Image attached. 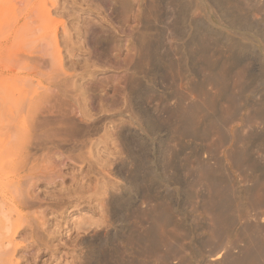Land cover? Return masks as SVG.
<instances>
[{"label":"rangeland","instance_id":"1","mask_svg":"<svg viewBox=\"0 0 264 264\" xmlns=\"http://www.w3.org/2000/svg\"><path fill=\"white\" fill-rule=\"evenodd\" d=\"M33 3L50 47L40 29L0 39V67L39 63L57 90L39 115L65 119L74 159L62 182L35 185L65 206L46 211L48 248L11 263L264 264V0Z\"/></svg>","mask_w":264,"mask_h":264},{"label":"bare ground","instance_id":"2","mask_svg":"<svg viewBox=\"0 0 264 264\" xmlns=\"http://www.w3.org/2000/svg\"><path fill=\"white\" fill-rule=\"evenodd\" d=\"M7 1H9L8 3L11 5H9L11 8L9 7L8 11L10 12V10H12L9 15L7 11L6 13L4 11L8 18L4 24L0 25V39H6L12 44L15 41L18 42L29 39V36L32 34L36 35L39 29V32H42L40 34L44 33L42 31L43 24L40 23L44 22V18L46 19L49 17V11H45L44 9L37 10L34 8V3L33 6H30L31 0H13L11 2L12 4L10 0H0V11L4 9L3 7H5ZM35 30H37L36 33H34ZM51 31V34H53L56 30L51 29ZM47 32L43 35L37 33L39 36L35 39L36 43L38 40L42 42L39 43L38 41L40 47H38L39 44L34 47L41 48L42 44H46L47 47H50L48 41H50L49 39L52 35L48 36ZM32 39H34V37ZM47 39L48 41L45 43ZM53 39L55 40L57 38ZM33 41L34 40H32V42ZM35 41L33 43L26 42L32 46ZM20 46L22 45L20 44ZM22 47L20 48L23 49ZM42 47H45V45ZM47 47H45L46 51L44 50L45 48H42L44 50V52L43 50L42 52L44 56L47 55L45 57L49 58L51 53L47 51ZM28 48L31 49L30 46H28ZM49 49L51 52L52 47ZM35 52L42 53L41 51L37 52V49H35ZM53 53L52 55H54ZM53 58L55 60V57ZM32 61H36L35 57ZM43 61L38 58V62L43 63ZM11 66L12 65L9 64V66L5 65V67H0V264H12L11 261L13 260L14 253L17 252L16 250L18 249L22 250L20 257L27 260L30 257L32 258V256L38 255V247L43 246L44 248H48L47 238L49 235L46 232V211L55 210L57 212V209H62L65 206L64 203H49L45 201L40 197L39 192L35 191V185L37 184L36 182H39L37 181L38 179L44 180L47 184L62 182L64 179L63 169L67 164L66 160L73 161L74 159L72 156H64L67 152L65 148L68 147V123L63 121L65 119L62 118L63 120L60 121L55 120L57 117L51 116L52 113L50 114L47 111L48 109L46 111L50 116H44L46 115L44 114V117L41 118L39 115L44 108H47V104L52 100L51 95L52 93L54 94V90H56L52 84L51 78H47L46 82L36 79L38 73H43L40 68L41 66L39 67V63L37 64V62L36 65H28L24 69L20 65L19 67L22 68H18L22 70L20 72L14 71L15 69ZM42 66L44 65L42 64ZM58 67L60 68H56L60 71L58 73L63 72L64 75H68L67 71L63 70L61 65L58 64ZM42 69L45 70V67H42ZM10 73L16 74L14 78L8 80L7 76ZM39 89H42V92H39ZM61 94L63 96L62 98L68 99L67 94L63 92H61ZM38 96H42L43 104L41 107H36L33 103ZM56 97L57 95L55 94V100ZM28 116L32 118L29 126L27 124L23 126L16 124L19 118L22 117L24 119ZM2 118L5 122H3L4 124H2ZM34 119L35 127L32 126V121ZM17 157L20 158L19 163L23 161L29 165L27 173L23 172V174L20 175V172L18 173L14 169V171H10L17 163ZM78 190L80 191V188ZM34 208H37L38 211L34 210L32 212L31 210L32 214L26 212V210ZM217 219H220V217L218 216ZM157 225L159 226V224ZM24 227H27L29 232L27 231L28 233H24L22 240L16 241L15 237H17ZM144 239L141 241H144ZM148 239L145 241H148ZM28 241L31 242V244H28ZM219 244H221V242ZM34 246L38 249L33 248ZM53 255H51V257ZM216 258H219V255H216L212 259L214 260Z\"/></svg>","mask_w":264,"mask_h":264}]
</instances>
